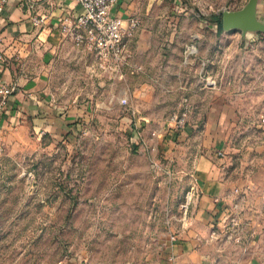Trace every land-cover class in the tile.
Here are the masks:
<instances>
[{"label": "rangeland", "instance_id": "374dc122", "mask_svg": "<svg viewBox=\"0 0 264 264\" xmlns=\"http://www.w3.org/2000/svg\"><path fill=\"white\" fill-rule=\"evenodd\" d=\"M247 1L154 0L135 35L144 31L146 47H133L143 69L123 76L96 74L69 41L48 94L83 112L73 132L0 142V264H164L169 234L191 216L182 137L222 107L212 135L224 139L223 164L241 188L236 219L194 230L212 258L262 263L264 31L219 29L214 17ZM257 18L264 22V0ZM185 98L192 129L168 121Z\"/></svg>", "mask_w": 264, "mask_h": 264}, {"label": "crops", "instance_id": "0c3cea01", "mask_svg": "<svg viewBox=\"0 0 264 264\" xmlns=\"http://www.w3.org/2000/svg\"><path fill=\"white\" fill-rule=\"evenodd\" d=\"M29 1L33 2L32 7ZM153 2L117 0L113 12L125 18L138 15L142 22ZM81 11L82 6L76 0H8L0 16V53L3 55L0 61V86L14 87L0 114V142L8 148L19 144L17 141L29 132L36 139L47 138L50 143L55 142L68 131L73 132L74 125L70 123L83 115V112H76L72 108L65 110L63 106L55 104L48 94L54 87L57 54L72 48L59 32V23L63 17ZM34 18L39 21L35 23ZM138 34L132 42L134 50L136 46L146 47L144 31L141 29ZM78 58L83 57L79 55ZM221 110L225 111L222 107L217 111L218 116L215 115L216 111L208 113V123L202 131L186 133L182 137L181 141L190 144L189 173L196 193L190 205V221L184 224L177 241L168 239L164 264H250L243 260L234 261L230 257L226 260L212 258L194 230L222 224L229 216L230 202L236 197L233 188L237 182L228 175L223 164L224 156L218 155V151L224 147V139L220 134V139H217V134L212 135L217 130V124L221 125L220 121H223L221 117L224 113ZM187 126L192 129L196 124L187 123ZM171 256L173 260L169 259ZM261 264H264V260Z\"/></svg>", "mask_w": 264, "mask_h": 264}, {"label": "built area", "instance_id": "2783aa9c", "mask_svg": "<svg viewBox=\"0 0 264 264\" xmlns=\"http://www.w3.org/2000/svg\"><path fill=\"white\" fill-rule=\"evenodd\" d=\"M82 6V11L63 17L59 23V32L68 41L72 42L77 48L86 54L91 55L92 71L98 73L107 72L110 74L123 76L125 71H140L143 66L134 59L132 46L136 31L140 25L138 15L122 17L113 12L117 0H76ZM8 0H0V16L3 14ZM29 6L33 2L29 1ZM38 18H34L37 23ZM3 55L0 53V61ZM13 86H0V114L3 113L9 95L13 92ZM189 109L187 98L184 99V110L182 113H174L169 117L171 123L177 128L186 126V116ZM0 145V151L2 150ZM219 156H224L222 150L218 151ZM239 186L233 188V192L238 195L241 190ZM196 190L191 187L185 196L182 204L185 214L193 201ZM237 197L230 202L229 216L232 220L236 219L235 210L238 207ZM231 208V209H230ZM231 215V216H230ZM178 235L169 234V240L175 242ZM173 260V256L169 258Z\"/></svg>", "mask_w": 264, "mask_h": 264}, {"label": "water", "instance_id": "95a60500", "mask_svg": "<svg viewBox=\"0 0 264 264\" xmlns=\"http://www.w3.org/2000/svg\"><path fill=\"white\" fill-rule=\"evenodd\" d=\"M258 0H248L246 4L237 10L222 11V26L224 29L239 27L243 31H264V22L257 18Z\"/></svg>", "mask_w": 264, "mask_h": 264}, {"label": "trees", "instance_id": "16d2710c", "mask_svg": "<svg viewBox=\"0 0 264 264\" xmlns=\"http://www.w3.org/2000/svg\"><path fill=\"white\" fill-rule=\"evenodd\" d=\"M214 17L216 18V23H217L218 28L221 29L222 28V17H221V15L220 14L214 15ZM74 126H76V124Z\"/></svg>", "mask_w": 264, "mask_h": 264}]
</instances>
